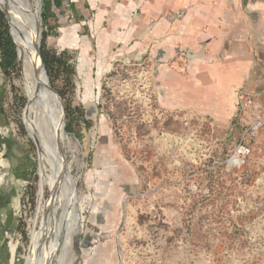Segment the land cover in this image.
<instances>
[{
  "label": "rangeland",
  "instance_id": "obj_1",
  "mask_svg": "<svg viewBox=\"0 0 264 264\" xmlns=\"http://www.w3.org/2000/svg\"><path fill=\"white\" fill-rule=\"evenodd\" d=\"M36 1L40 7V0H28L32 10ZM131 1L135 10L118 12L128 0L93 7L80 0L72 8L62 0L46 25L38 11L40 43L46 34V48L68 51L76 70L65 98L75 134L68 135L63 159L75 196L92 200L83 203L70 264H264V151L238 168L226 166L238 134L229 97L221 99L222 113L160 103L156 69L188 73L174 61H156L160 41L149 39L156 18ZM181 15L163 11L158 18L174 22ZM113 22L137 29L127 44L107 45ZM74 28L83 45L60 47ZM63 29L69 31L58 42ZM14 82L0 70V230L13 222L7 261L23 264L34 233L52 225L53 202L33 137L23 128L26 111L14 102V94L22 97Z\"/></svg>",
  "mask_w": 264,
  "mask_h": 264
},
{
  "label": "crops",
  "instance_id": "obj_2",
  "mask_svg": "<svg viewBox=\"0 0 264 264\" xmlns=\"http://www.w3.org/2000/svg\"><path fill=\"white\" fill-rule=\"evenodd\" d=\"M79 1L70 0V3L73 6ZM98 1L87 0L92 7ZM138 7L143 14L156 18L149 35V39L160 41L154 50L156 61H174L188 73L186 76L174 71L169 74L165 65L156 69L161 104L171 108L198 106L222 113L221 99L229 97L230 110L234 113L237 89L264 93V0H150L147 4L139 0ZM135 8L136 3L128 0L117 11L132 12ZM163 11L182 15L170 22L158 18ZM123 24L112 23L110 33H106L107 45L114 40L127 44L132 39L137 29H125ZM119 26L124 30L120 31ZM77 30L72 29L69 39L60 47L80 49L83 44ZM66 31L69 30L63 31L58 42ZM74 34L78 36V44L73 45ZM98 39L101 40L100 35ZM82 68L80 64L79 74ZM2 221L3 218L0 224ZM6 222L4 230L12 237L14 224L10 219ZM5 231L0 230V264H8L10 260L9 248L4 243Z\"/></svg>",
  "mask_w": 264,
  "mask_h": 264
},
{
  "label": "bare ground",
  "instance_id": "obj_3",
  "mask_svg": "<svg viewBox=\"0 0 264 264\" xmlns=\"http://www.w3.org/2000/svg\"><path fill=\"white\" fill-rule=\"evenodd\" d=\"M29 3L28 0H0V8L7 14L16 43L19 75L14 84L27 101V126L37 147L39 165L53 202L48 214L52 225L47 231L40 229L34 233L30 241L31 250L23 264H70L72 236L82 227L83 203L90 202L92 198L86 195L78 199L67 182L71 169L65 160L60 159V145L56 138L62 127L58 101L46 90L47 82L35 59V29L39 26V17L36 2L33 6L35 10ZM98 69L101 71L100 67ZM38 73L42 84L38 81ZM62 141V148L70 142L68 137H63ZM56 250H59V256L54 258Z\"/></svg>",
  "mask_w": 264,
  "mask_h": 264
},
{
  "label": "trees",
  "instance_id": "obj_4",
  "mask_svg": "<svg viewBox=\"0 0 264 264\" xmlns=\"http://www.w3.org/2000/svg\"><path fill=\"white\" fill-rule=\"evenodd\" d=\"M40 1V15L43 23L46 25L49 19H55L53 8H60L62 6V0ZM68 6L73 7L71 3H68ZM8 28V22L4 14L0 11V70L3 76L11 82L19 75V63L17 61L15 45L10 37ZM46 37L47 35L44 34L40 43L42 62L48 76L49 85L60 96L62 101H64L65 130L68 135L75 134L73 112L70 109L69 102L65 103L66 91L68 88L72 89L74 87V78L76 76L75 65L72 60L73 57L66 50L56 52L47 49L45 44ZM11 91L13 94L17 91L13 85H11ZM13 98L14 102L18 103V109L23 108L27 112L26 99L16 97L15 94ZM23 128L26 135L30 136L29 130L25 126Z\"/></svg>",
  "mask_w": 264,
  "mask_h": 264
},
{
  "label": "built area",
  "instance_id": "obj_5",
  "mask_svg": "<svg viewBox=\"0 0 264 264\" xmlns=\"http://www.w3.org/2000/svg\"><path fill=\"white\" fill-rule=\"evenodd\" d=\"M236 104L232 115L233 127L238 134L227 155L225 164L229 169L240 167L254 151H264V93H252L243 88L236 90ZM7 247L12 237L4 232ZM121 264H124L123 262Z\"/></svg>",
  "mask_w": 264,
  "mask_h": 264
},
{
  "label": "water",
  "instance_id": "obj_6",
  "mask_svg": "<svg viewBox=\"0 0 264 264\" xmlns=\"http://www.w3.org/2000/svg\"><path fill=\"white\" fill-rule=\"evenodd\" d=\"M36 7H37V12L40 11L39 2H37V1H36ZM0 11L4 14V16H5V18H6L7 22H8V25H9V28H8L9 29V34H10V37L12 38V41H13L15 47H16V43H15V41H14L12 35H11V29H10L11 26H10V22L8 20L7 14L1 8H0ZM38 29H39V26H38L37 29H35L36 30V40H37L36 41L37 43L35 45V59L37 60V62L39 64V67H40V71L43 72V76L45 77V80L47 82L46 83V87H47L46 90H48L50 92V94H53L57 98V101H58L59 112H60L59 118H60V123H61V126L62 127H61V130H59L56 133V138H57V141H58V143L60 145V156H61L60 159H62L64 161V159H63L64 158V153H63V148H62V142H63L62 139H63V137L64 138H67L68 137V134H67V132L65 130L64 106H63L62 99L60 98V96L49 85L48 76L46 74V71H45V68H44V65H43V62H42L41 54H40V41H39V34H40V32H39ZM37 76H38V81H40V83L42 84V79H41L39 73L37 74ZM43 88H45V87L43 86ZM96 230L97 229H95V231ZM77 240H78V238L77 237H74L72 239V242L73 243H77ZM88 240L89 239L86 237L85 239H82L81 243H83V245L87 246L89 244V241ZM4 243L7 246L6 239H5Z\"/></svg>",
  "mask_w": 264,
  "mask_h": 264
}]
</instances>
